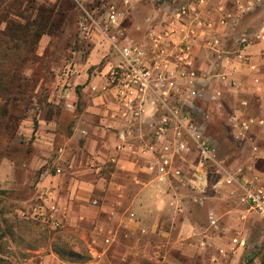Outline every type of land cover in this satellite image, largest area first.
I'll return each instance as SVG.
<instances>
[{
	"label": "crops",
	"instance_id": "crops-1",
	"mask_svg": "<svg viewBox=\"0 0 264 264\" xmlns=\"http://www.w3.org/2000/svg\"><path fill=\"white\" fill-rule=\"evenodd\" d=\"M205 10L213 27L205 30L206 35L187 37L194 63L205 75L214 73V60L205 48V38L213 35L230 51L242 48L241 52L249 55L255 65L254 70L245 69L232 56L224 58L223 67L218 70L239 82L238 89L229 90L233 112L240 108L239 101L246 99L245 113L264 118V0H210ZM222 16L225 25L217 22ZM242 22L247 25L240 27ZM252 23H256L254 28L250 27ZM171 26L162 17L155 29H174L168 39L181 43V28ZM243 37H247V42H241ZM231 38L234 47L229 48ZM95 48L82 67L83 81L89 62L94 64L101 59V52ZM107 70L105 63L97 78L84 81L79 96L73 100V105L79 104L80 109L74 113L67 111L73 118L72 125L56 147L62 150L57 153L65 159L61 161L66 172L42 173L37 182L40 195L50 193L61 206V228L76 238H87L90 260L62 258L51 243L44 252L34 251L39 255L29 261L41 258L42 264H264V218L238 201L243 183L254 173L260 175L264 184V127H252L251 141L240 144L233 138L232 148L220 145L208 130L217 143L223 172L212 175L201 168L197 151L192 148L176 157L174 164L193 180L186 185L174 177L158 181L148 168L154 155L149 151L143 153L144 146L153 139L148 125L152 112L149 106L142 117L144 138L133 139L117 160L110 162L121 118L110 95L97 92L105 84ZM255 77L259 78L257 84L253 82ZM56 134L53 129L47 131L43 137L46 145H39L47 150L48 145L55 147ZM168 138H172V133ZM253 144L257 151L252 150ZM237 165L244 167L243 177L223 184L225 171ZM209 212L218 218V230L210 225ZM96 226L113 232L110 244H104ZM233 238L243 243H233Z\"/></svg>",
	"mask_w": 264,
	"mask_h": 264
},
{
	"label": "built area",
	"instance_id": "built-area-1",
	"mask_svg": "<svg viewBox=\"0 0 264 264\" xmlns=\"http://www.w3.org/2000/svg\"><path fill=\"white\" fill-rule=\"evenodd\" d=\"M71 2L76 10V36L87 43L95 42L94 45L106 44V54L111 56V60L106 61L108 70L104 74L105 84L97 91L98 94L110 95L116 113L121 118L116 129L115 152L110 162H115L119 153L133 139L144 138L145 122L142 117L147 114L149 105H155L149 114L151 120L148 124L153 139L144 146L143 153L149 151L154 155V161L148 168L156 179L164 181L174 177L182 185L193 180L174 164L176 157L188 153L192 148L197 151L201 168L212 175L222 173L217 143L208 133L211 113L204 111L198 101L205 98L204 82L211 81L213 88L209 98L219 111L223 103V88L216 85H222L228 91H234L240 85L236 79L228 78L223 72L205 75L194 63L192 45L187 41V37L196 34L206 35L205 30L213 27L205 10L210 0ZM143 3L150 4L151 8L139 23L136 10ZM162 17L166 18L171 28V25L181 28L180 32L184 36L181 43L175 44L168 39L174 29H155ZM126 19L132 21L130 25L125 22ZM218 22L225 25V16L219 18ZM205 39V48L211 53L217 69L223 67L221 61L224 58L231 56L237 57L245 69L256 68L249 55L241 52L242 48L230 51L219 44L216 35ZM247 40V37H243L241 42ZM253 82L257 84L259 78H253ZM65 106L73 108L74 105L66 103ZM247 106L248 101L241 99L240 108L226 118L232 137L240 144L251 141L253 126L264 127V118L245 113ZM169 133H172V138H168ZM252 150L257 151V145L253 144ZM54 170L56 174L61 172L60 167ZM243 175L244 167L237 165L233 170L225 171L223 184H231ZM40 198L41 202L21 210V215L37 219L53 229L61 228V206L50 193L44 192ZM238 201L264 218V184H261L258 173L245 180ZM91 203L96 204V201ZM208 218L212 228L218 230V218L212 212L208 213ZM95 231L102 235L104 244H110L112 231H106L104 226H96ZM232 242L241 244L243 240L233 238Z\"/></svg>",
	"mask_w": 264,
	"mask_h": 264
},
{
	"label": "rangeland",
	"instance_id": "rangeland-1",
	"mask_svg": "<svg viewBox=\"0 0 264 264\" xmlns=\"http://www.w3.org/2000/svg\"><path fill=\"white\" fill-rule=\"evenodd\" d=\"M53 3L57 4L54 21H58L55 13H62L58 17L60 27L51 34L41 35L36 42L25 43L27 37L34 36L27 35L30 30L26 29L28 17L36 15L34 4ZM150 8V4L138 5L139 23ZM9 18L16 22L10 24L12 30L7 29L5 22H0V82L4 85L0 87V264H42L41 258L31 262L29 259L39 255L34 251L44 252L51 243L60 251L67 249L61 252L62 258L72 259L73 255H79L85 259L79 261L87 262L91 256L85 244L86 237L82 239L78 235L76 238L64 228L51 229L37 219L22 216L20 211L41 202V192L37 188L40 174H56V167L61 168L56 175L66 172L62 157L59 158L62 150L56 147L72 125L73 118L67 111L77 112L80 106L66 108L65 104L73 103L79 96L84 81L88 83L97 78L111 56L106 54V44L94 45L95 42L87 43L76 36V10L70 0H0V19ZM125 22L130 25L132 21L126 19ZM243 25L247 22L240 23V27ZM255 26L256 23H252L250 27ZM231 40L229 48L234 47ZM95 46L101 52V59L94 64L89 62L83 81L82 67ZM206 54L211 57L210 52ZM218 71L215 67L214 73ZM211 84V81L204 82L205 98L198 104L211 113L210 133L220 145L232 148L233 137L225 123L227 115L233 111V96L217 84L223 88L222 107L217 111L209 98ZM153 106L149 105L148 109L152 110ZM51 127L57 132L56 144H53L55 147L48 145L47 150L39 144L46 145L43 137L47 131H52Z\"/></svg>",
	"mask_w": 264,
	"mask_h": 264
},
{
	"label": "trees",
	"instance_id": "trees-1",
	"mask_svg": "<svg viewBox=\"0 0 264 264\" xmlns=\"http://www.w3.org/2000/svg\"><path fill=\"white\" fill-rule=\"evenodd\" d=\"M35 5L36 4H34V7L36 8V15L33 18L28 17L29 19L27 20V25H26V29L30 30L27 33V35H34L32 37H27L25 43H28V44L36 42L43 34H51V31L58 29L61 25L59 18L61 17L62 13L59 11L55 13L54 16L57 17L58 21H54V17H53V13L56 10V5H57L56 3L50 4V5L47 4V6L43 4L39 6L38 5L35 6ZM0 22L1 23L5 22L7 29H10V30H12V27L10 28V24L16 23L15 20L11 18H9L8 20L0 19ZM24 26L22 29H25ZM3 86L4 85L0 82V87H3ZM52 248L54 251H56L61 256L63 255L61 252L67 251V249H65V251H60L56 248V246H53V244H52ZM73 254L74 253H72V255ZM73 258L85 260L84 258L79 257V255H73Z\"/></svg>",
	"mask_w": 264,
	"mask_h": 264
}]
</instances>
